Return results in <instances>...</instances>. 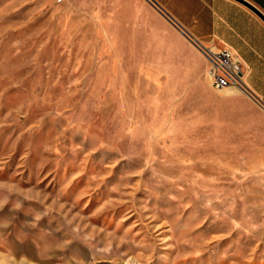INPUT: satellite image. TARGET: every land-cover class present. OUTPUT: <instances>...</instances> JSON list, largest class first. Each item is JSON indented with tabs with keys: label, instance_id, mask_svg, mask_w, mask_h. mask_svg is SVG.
<instances>
[{
	"label": "rangeland",
	"instance_id": "374dc122",
	"mask_svg": "<svg viewBox=\"0 0 264 264\" xmlns=\"http://www.w3.org/2000/svg\"><path fill=\"white\" fill-rule=\"evenodd\" d=\"M137 11L0 0V264H264V108Z\"/></svg>",
	"mask_w": 264,
	"mask_h": 264
},
{
	"label": "crops",
	"instance_id": "0c3cea01",
	"mask_svg": "<svg viewBox=\"0 0 264 264\" xmlns=\"http://www.w3.org/2000/svg\"><path fill=\"white\" fill-rule=\"evenodd\" d=\"M133 1L138 11L125 20L161 25L163 30L155 36L165 48H172L173 65L179 63L199 75L206 62L194 43L215 51L228 49L241 64L251 100L264 108V23L257 15L234 0ZM243 1L264 15V0ZM128 7L125 3V15Z\"/></svg>",
	"mask_w": 264,
	"mask_h": 264
},
{
	"label": "built area",
	"instance_id": "2783aa9c",
	"mask_svg": "<svg viewBox=\"0 0 264 264\" xmlns=\"http://www.w3.org/2000/svg\"><path fill=\"white\" fill-rule=\"evenodd\" d=\"M194 45L205 59L206 78L214 91L234 89L242 94L249 95L241 64L230 50L220 49L215 51L199 43H194Z\"/></svg>",
	"mask_w": 264,
	"mask_h": 264
},
{
	"label": "water",
	"instance_id": "95a60500",
	"mask_svg": "<svg viewBox=\"0 0 264 264\" xmlns=\"http://www.w3.org/2000/svg\"><path fill=\"white\" fill-rule=\"evenodd\" d=\"M238 3H241L242 5H244L246 8H248L250 11H252L255 15H257L261 21L264 23V15L256 8V7H253L251 5H248L247 3H245L243 0H234ZM250 96V95H249ZM251 98V96H250Z\"/></svg>",
	"mask_w": 264,
	"mask_h": 264
},
{
	"label": "bare ground",
	"instance_id": "6f19581e",
	"mask_svg": "<svg viewBox=\"0 0 264 264\" xmlns=\"http://www.w3.org/2000/svg\"><path fill=\"white\" fill-rule=\"evenodd\" d=\"M239 92V91H238ZM240 93V92H239Z\"/></svg>",
	"mask_w": 264,
	"mask_h": 264
}]
</instances>
